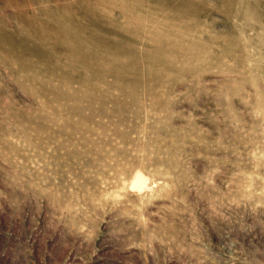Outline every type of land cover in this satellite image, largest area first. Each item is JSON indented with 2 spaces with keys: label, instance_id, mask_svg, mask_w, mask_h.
I'll return each mask as SVG.
<instances>
[{
  "label": "rangeland",
  "instance_id": "1",
  "mask_svg": "<svg viewBox=\"0 0 264 264\" xmlns=\"http://www.w3.org/2000/svg\"><path fill=\"white\" fill-rule=\"evenodd\" d=\"M0 264H264V0H0Z\"/></svg>",
  "mask_w": 264,
  "mask_h": 264
},
{
  "label": "bare ground",
  "instance_id": "2",
  "mask_svg": "<svg viewBox=\"0 0 264 264\" xmlns=\"http://www.w3.org/2000/svg\"><path fill=\"white\" fill-rule=\"evenodd\" d=\"M146 180V177L142 173L137 172L132 178L131 187L134 188V190L140 191V189L147 187Z\"/></svg>",
  "mask_w": 264,
  "mask_h": 264
}]
</instances>
